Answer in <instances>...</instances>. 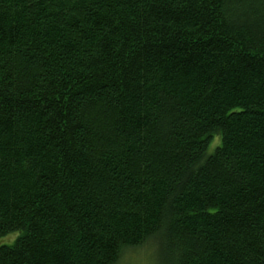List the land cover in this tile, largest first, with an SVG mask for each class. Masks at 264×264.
Here are the masks:
<instances>
[{
  "label": "trees",
  "instance_id": "16d2710c",
  "mask_svg": "<svg viewBox=\"0 0 264 264\" xmlns=\"http://www.w3.org/2000/svg\"><path fill=\"white\" fill-rule=\"evenodd\" d=\"M14 233L0 264H264V0H0Z\"/></svg>",
  "mask_w": 264,
  "mask_h": 264
},
{
  "label": "rangeland",
  "instance_id": "374dc122",
  "mask_svg": "<svg viewBox=\"0 0 264 264\" xmlns=\"http://www.w3.org/2000/svg\"><path fill=\"white\" fill-rule=\"evenodd\" d=\"M221 139L217 144H211L208 149V153L211 154L215 147L220 143ZM17 238V234H11L6 237L0 238V246L13 244ZM147 251V247H142L141 249L133 250L126 254L123 258L121 264H155V259L151 260Z\"/></svg>",
  "mask_w": 264,
  "mask_h": 264
}]
</instances>
